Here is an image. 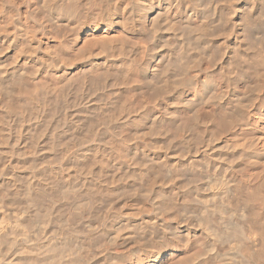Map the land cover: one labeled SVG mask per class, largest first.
<instances>
[{
    "label": "rangeland",
    "instance_id": "1",
    "mask_svg": "<svg viewBox=\"0 0 264 264\" xmlns=\"http://www.w3.org/2000/svg\"><path fill=\"white\" fill-rule=\"evenodd\" d=\"M127 1L129 2V0H121L119 4L121 16L126 15L127 12H132L136 19L139 18V16H145L147 17V21L150 19L149 22H147V25L150 28H152V19L156 16V11L161 9L162 12H164L162 17L164 22H160L161 25L159 24L155 27L156 38L154 37L152 43L154 45L148 44L146 40L147 35L141 32L130 33L119 29L113 31H99L90 29L87 25L76 27L75 23L64 18L62 13H60L61 15L57 14V12H53L52 14V11H49L48 8H38V6L43 5L45 0H16V3L19 4V11L23 15L15 21L13 19V13L9 12L5 14L0 12V69L4 71V66H7V71L2 77H0V89L8 88L10 94L14 93L10 101L8 100L7 95L0 93V170H2L3 173L0 174V186L9 187L14 179L27 180L33 175V170L29 167V165L38 164L44 166L36 169V176H40L43 173L44 168H48L49 171H51V167L47 164V162L54 160L58 153L63 155L65 152H73V154H76L77 152L87 154L89 156L87 164L82 163L80 167H90L93 161L98 160L99 163L96 164L93 171L100 172L101 169H104L103 175L111 176L113 172L110 167L112 160L102 158L97 154L98 147H102V145L94 143L77 148V144L70 143L73 136L78 137L79 140H83L84 137L87 136L88 128L85 127L81 129L78 125H80L82 117L87 111H93L96 113V116L94 119L90 118V121L88 120L86 122L89 126L96 124L97 122H104L109 117L113 116H118L121 120H123L126 116L135 117L137 119L138 123L134 126L123 129V131L131 137H142V139H135L133 143L128 145L126 152L124 149H120V151L124 152V154L128 157L139 153L141 156L146 155L149 159L156 162V164L158 163L157 165H159V162L163 161L164 164L169 167L173 164L180 167L189 162H199L211 159V163L207 167V172L201 175V179H205L204 182H206L207 179L205 177H214L215 179H218L216 177L220 175L219 178H221V176H224L225 174H227L230 178L234 177L233 179L236 184L231 188V190L237 196L233 199H238V204L234 202L235 200L233 201V199H231L230 207L233 209L235 207L234 210L236 211L237 223L239 225H245V221L240 219L242 216L240 213L247 209H250L252 213H255L256 210L255 214H257L260 218H264V151H260V145H256V152H260V156L257 157L253 154V156L250 154H248L250 156H245V154H243L244 150L249 148L250 142L253 139L261 140L264 138V133L258 134L257 130L254 129L256 127L259 130L264 129V92H259L260 99L256 100V102L249 109L250 115L247 122L249 125L246 124L243 127H236L233 131H226V126H224V116L227 113L226 109L229 100L235 104L238 102V99H241V102H246L247 104L248 100L245 98L244 89L249 85L257 83L255 74L247 79L239 80L236 83L235 91H229V99L222 101V106L220 104L218 105L216 109L217 114L211 121H209L205 116V111L211 110L209 106L215 103L212 99L211 92L204 97L203 101H200L201 104L207 102L205 105V111H201L199 105L193 107L185 105L183 101L179 100L177 92L186 91V89H178L177 92H170V94L165 97V100L167 101V103H165L164 101L155 99L150 94V90L144 87V84L142 83L143 77L141 78L139 76L129 74L126 82L121 81L119 83L120 85L118 84L114 87H109V85L113 84V81L109 76H107L112 70V61H117L119 63L125 60V57L119 56L117 53L125 50L129 46L128 41H132L134 43L133 55H135L137 51L140 52L144 55L146 61H150L154 68L157 65L163 67L168 64L169 57L172 61H175L176 53L179 49L184 48L191 51V58L193 60H195V58L197 59L200 55L208 58L202 65L204 68H208L209 63L212 60H218L219 62L216 63L215 67L211 68V72L219 73L222 68L226 70L228 65L231 63V57L239 42L237 34L242 32L241 22L244 20L248 10L252 9L253 15H258L260 11L264 10L260 0H193L191 6L188 4L187 0H180V5H178V3L176 4L175 0H140L143 1L144 6L146 2L147 7L149 4L152 5L154 8L152 13L146 12L147 7L142 6V2L141 5L135 0L134 7L129 8ZM166 5L172 6L166 7ZM162 6L166 7V11ZM29 13L33 14V19H28ZM228 17H230V19L226 24H224L225 26L223 25L224 29L223 27L213 29V34L210 36L203 35L201 37L196 32L186 35L184 33H178L170 30L182 23H187L192 28H210L214 24L219 26L221 21ZM60 18H62V20ZM58 20H61V26L64 25L62 31L60 32H57V28H55V23H57L56 21ZM37 21H41L42 23L44 22L43 26L45 27L47 33L42 34L39 32L37 36L33 38V35L36 32L35 30L40 27V24H37ZM162 25L165 26V29ZM33 31L34 33H32ZM160 34L163 35L160 36ZM261 35H264V33H252L253 38ZM10 37L14 38V41L16 40L14 48H9L2 40V38ZM169 41L176 45V47H164V45ZM38 45L40 47V58H42L40 59L41 62L43 63V61L46 60H54L53 62H55L54 58L58 57L60 61V67L58 69H48L47 66H45L46 68L43 67L40 69L37 66V63L28 55L21 56L19 54L20 51H25L27 53L31 52V50ZM109 46L114 49L113 54L111 56L104 55V49ZM152 46L159 49V51H151V54H153L149 56L146 50L153 48ZM84 51L85 53H83ZM153 55L156 56L154 57ZM87 56L92 62L90 60L88 61ZM85 57L87 59H85ZM37 67L39 68V72H37L35 77L26 81L24 84L14 85V80L16 81L19 79L20 73L24 71H35L38 69ZM173 71L179 74L178 68L169 71V80L175 79V76L172 74ZM203 75L204 73H201L200 78H203ZM101 80L103 82L107 81V83H103ZM161 82L163 83V81ZM102 91H104L103 94ZM253 95H256V93ZM258 102H260V104H258ZM80 103H82L83 106H81L82 104L80 105ZM256 104H258L257 106H260V112L256 108H253ZM5 105H7V108H5ZM53 106L56 107L54 108ZM258 112L263 113L260 115ZM21 113H23V115H20ZM69 116L70 118H68ZM5 121H7V124ZM125 123H127V121H125ZM189 126H191V128ZM113 127H115V125ZM41 128L43 131L41 130L40 132ZM149 132H154L156 134L145 135ZM202 133L204 135H201ZM39 134L41 135V138L39 137ZM14 136L16 137L14 138ZM192 136L198 139L203 136L204 139L197 140L193 139ZM24 137H27L26 139L28 140ZM99 139V136H97V141H99ZM78 142L79 141H77V143ZM146 142L151 145V148H145ZM49 146L51 147L49 148ZM55 147L57 150L53 151V149H56ZM229 161H231V164ZM65 165L71 167L67 161H65ZM116 166L120 168L121 172H128L130 175L137 171V169L130 168L126 161H121ZM34 182L36 183V181H33V183ZM180 183L181 181L177 180L176 185H157L151 198L154 199L156 194L159 192H163L165 195H171L176 191V187ZM204 184H202L201 187L207 188V185ZM135 186H138V184ZM133 188V181L129 180L117 183L114 180L109 193L111 196L116 193L133 191ZM245 193H249L250 197L252 195L249 205L246 202L241 203V201L247 196ZM192 195L195 196V192H193ZM199 195V199L205 203L203 205H190L187 209H182L186 211V214H199L200 212L205 211L206 208L209 211L215 210V206L209 203L212 198L210 191H202ZM220 195L218 194L214 197H218ZM188 199H191V197L183 193L179 194L180 202ZM27 203L28 201L24 197H17L15 199L9 197L8 199L3 200V202L0 203V208H2V210H0V221L1 219L3 221V219L6 218V220L14 223L16 218L18 219L19 217L20 220L22 219L21 222L23 221V223L26 224V222H29L31 212V209H26ZM160 203L161 202L159 200L156 201L157 205ZM242 204L245 206L247 205V208L245 206L243 207ZM113 207L119 211L120 215L117 216L115 221H110L109 223L116 231H124L126 229L127 231H125V235H129L145 223L152 221L160 223V220L157 219L153 209L140 196H134L130 199L124 198L117 200ZM248 210L245 214H249L250 210L249 212ZM237 214H240L241 216H238ZM225 215L231 216L232 212H225ZM163 219L164 218L161 217V220ZM241 220L242 222H240ZM164 222L166 224L175 225L177 223V217L169 214L167 220ZM69 228H71V224H69ZM6 229H8V231L11 230L9 226H7ZM11 232L9 235H13ZM55 233L56 229L53 228L51 224L46 225L45 235L49 238L44 241V246H46L45 248L51 249V247H53L55 248L52 249L53 251H55L57 247H62L61 249H71V247H73L76 243L74 237L72 236H69L66 240L63 235H54ZM112 234L115 235L116 232L113 231ZM191 234L196 237H200L201 235L199 230H193ZM239 237L240 236L237 234L235 240L233 241L234 244H237V241L240 242H238L237 245L243 244V241L241 243V237ZM50 241L54 246H51ZM200 250L199 239L191 241V243L182 248L160 249L158 251L159 253L157 252L154 254L152 264H177L186 262V259L192 258L193 264H201V262L196 258ZM20 251L23 252L24 249H20ZM51 254L52 253L50 252V255ZM119 254V250L117 253H114V255ZM262 256L264 257V253L255 257L256 259L258 257V259L255 260L256 263L258 262L257 264H264ZM24 258L25 257L23 256H16L15 264H19V262ZM9 259L12 260L11 254L9 255ZM240 260L241 259L236 254H229L224 258L223 264H242Z\"/></svg>",
    "mask_w": 264,
    "mask_h": 264
},
{
    "label": "clouds",
    "instance_id": "2",
    "mask_svg": "<svg viewBox=\"0 0 264 264\" xmlns=\"http://www.w3.org/2000/svg\"><path fill=\"white\" fill-rule=\"evenodd\" d=\"M120 2L121 0H45V3L38 8L56 5L60 8L64 18L74 22L76 27L87 25L93 30L119 29L134 33L137 31V19L132 12L121 16ZM187 2L191 6L193 0H187ZM260 2L264 7V0ZM128 7H134V0H129ZM0 12L13 13L14 20L22 15L16 0H0ZM33 18V14L29 13L28 19ZM229 19L230 17L225 18L219 26L213 25L210 28H192L187 23H182L170 30L186 35L196 32L200 36H210L213 34V29L223 27ZM37 23L43 27L41 21ZM139 24V31L148 34L147 42L151 44L155 37V28H148L143 20H140ZM63 27L60 26L57 31H61ZM241 28L242 32L237 34L239 42L231 57V63L226 70L222 68L219 73L211 72V68L215 67L218 60H212L209 67L204 68L202 65L208 58L200 55L193 60L191 51L184 48L176 53L175 61L169 57L168 64L163 67L157 65L154 68L140 52L137 51L133 55L134 43L128 41L129 46L117 53L125 57V60L119 63L112 61V70L108 76L113 80V84L109 87H114L121 81L126 82L129 74L143 77L142 83L155 99L167 103L165 97L170 92L186 89V91L177 92L179 100L185 105L193 107L199 105L201 111H205L207 102L201 104L200 101H203L204 97L211 92L215 103L209 106L211 110L205 111V116L211 121L217 114L218 105L229 99V91H235L236 83L255 74L257 83L244 89L248 103L233 104L229 100L227 104L226 110L230 116L227 131L243 127L250 115L249 109L256 100L260 99L259 92H264V35L256 38L252 36L253 32L264 33V10L258 15H253L252 9H249L241 22ZM164 47L174 48L176 45L169 41ZM146 51L151 56V51H159V49ZM113 52L114 49L109 46L103 54L111 56ZM54 59L55 62L44 61L41 67L58 69L60 67L59 58ZM177 68L179 74L173 71L175 79L169 80V71ZM6 71L7 66H4L0 77ZM37 72L39 69L20 73L14 85L24 84L35 77ZM201 73H204L203 78H200ZM104 82L107 83V81ZM0 93L7 95L9 101L14 95V93H9L8 88L0 89ZM95 116L96 113L93 111H88L83 115L79 127L81 129L87 127L88 135L83 140L73 136L70 143L77 144V148L94 143L102 145L98 147L97 154L102 158L112 160L110 165L113 170L112 175H103L104 169L100 172L93 171L99 163L98 160L93 161L90 167H80L82 163L87 164L88 162L89 156L85 153L65 152L63 155L58 153L54 160L47 162L51 171L44 168L43 173L36 176V169L44 166L29 165L33 170V175L27 180L14 179L9 187L0 186V203L9 197L13 199L24 197L28 201L26 209H31L27 227L13 226L11 229L13 235H9L8 229L0 230V264H15L16 256L25 257L19 264H152L154 254L160 249L182 248L196 239L200 241L201 250L197 255V260L201 264H223L224 258L229 254H236L242 264H255V257L264 253V218H260L255 213L240 217L245 221L247 231L240 228L235 210L230 207V200L235 198V193L230 191L235 185L234 180L232 183L229 182L232 178L225 174L224 178L217 180V184L223 189V194L209 201L215 206V210L209 211L206 208L199 214H186V211L182 209H187L190 205L205 203L199 199L200 192L213 191L210 186L211 178L208 180L209 187H201L204 183L201 175L207 172L211 159L189 162L180 167L173 164L169 167L163 161L157 165L146 155L141 156L139 153L128 157L120 149L126 152L128 145L142 137H131L123 129L134 126L138 123L137 119L126 116L121 120L120 117L113 116L104 122L87 125L86 122L90 118L94 119ZM5 123L7 124V121ZM153 134L156 133L149 132L145 135ZM97 136L100 138L99 141H97ZM262 141L264 138L253 139L250 147L260 145L259 150L264 151ZM145 148H151V145L146 142ZM56 150L53 149V151ZM65 161L71 167L66 166ZM121 161H126L130 168L138 171L131 175L128 172H121L116 166ZM0 174H3L2 170ZM114 180L117 183L133 181V191L110 196L109 190ZM177 180L181 183L177 185L174 193L165 195L159 192L154 199L151 198L157 185H176ZM137 184L138 186H135ZM216 190L219 191V189ZM193 192L196 193L195 196L192 195ZM181 193L190 196L191 199L180 202L179 194ZM134 196H140L150 205L160 223L155 221L145 223L129 235H125L126 229L116 231L109 222L115 221L120 215L119 211L113 207L116 201L124 198L130 199ZM157 200L161 202L159 205L156 204ZM228 211L232 212L231 216L225 215ZM169 214L177 217L175 225L164 222ZM161 217L164 219L161 220ZM49 224L56 229L54 235H63L66 239L69 236L74 237L76 241L74 246L71 249H56L55 251L50 248L46 249L44 241L48 240V236L45 235V231L46 225ZM193 230H199L200 237L192 235ZM113 231L116 232L115 235L112 234ZM237 234L243 241L242 246L233 243ZM20 249L24 251L21 252ZM118 250L120 254L114 255ZM10 254L12 260L9 259Z\"/></svg>",
    "mask_w": 264,
    "mask_h": 264
},
{
    "label": "bare ground",
    "instance_id": "3",
    "mask_svg": "<svg viewBox=\"0 0 264 264\" xmlns=\"http://www.w3.org/2000/svg\"><path fill=\"white\" fill-rule=\"evenodd\" d=\"M26 1V0H25ZM29 1V0H28ZM44 1V0H43ZM135 1V0H134ZM140 1V0H139ZM147 1V0H146ZM176 1V4L178 3V5H180L179 3H180V0H175ZM221 1V0H220ZM22 2V1H21ZM128 2V1H127ZM143 3V1H140V2H138V4L140 3L141 5H142V3ZM26 3V2H25ZM45 3V2H44ZM43 3V4H44ZM129 3V2H128ZM147 3V2H146ZM146 3H145V6L147 7V5H146ZM162 3V2H161ZM175 3V2H174ZM135 4V3H134ZM153 4V3H152ZM172 4H173V2H172ZM19 5V4H18ZM23 5V4H22ZM32 6V5H31ZM52 6H54V5H52ZM52 6H49L48 7V10L49 11H52V14H53V12H57V14H60L61 13V10L59 11V9L60 8H58L57 6H54V7H52ZM142 6H144V3H143V5ZM144 6V7H145ZM165 6V5H164ZM170 7V6H172V5H166V7ZM174 6V5H173ZM26 7V6H25ZM163 7V6H162ZM166 7H163V8H165L164 10L166 11ZM181 7V6H180ZM27 8H28V6H27ZM30 8V7H29ZM31 9V8H30ZM145 9V8H144ZM153 7H152V5H150L149 4V6L146 8V12H149V13H152V11H153ZM161 10V9H160ZM160 10H158V11H156L157 13H156V16H154L153 17V24H152V28H155V27H157L159 24L161 25V23H162V17H163V13L164 12H162V10L160 11ZM168 10V9H167ZM23 11V10H22ZM27 11V10H26ZM48 12V11H47ZM145 12V13H146ZM261 12V11H260ZM50 13V12H49ZM23 15V14H22ZM27 15V14H26ZM39 15V14H38ZM61 15V14H60ZM189 15H190V13H189ZM51 16V15H50ZM59 16V15H58ZM138 17V16H137ZM26 18V17H25ZM56 18H58V17H56ZM185 18V17H184ZM37 19V18H36ZM52 19V18H51ZM61 20H62V18H60ZM147 19V17H143V16H139V18H137V25H136V27H137V31H135V32H140L139 31V28H140V24H139V21L140 20H143L144 21V23H145V25L148 27V28H150L148 25H147V22H149V20L147 21L146 20ZM55 20V19H54ZM61 20H58V21H56L57 23H55L54 21H52V22H54L55 23V28H58V27H60L61 26ZM15 21V20H14ZM26 21H27V19H26ZM23 22V21H22ZM47 22V21H46ZM51 22V21H50ZM58 22H59V24H58ZM161 22V23H160ZM164 22V21H163ZM44 23V22H43ZM54 23H52V24H54ZM63 23V22H62ZM74 23V22H73ZM182 23V22H181ZM11 24V23H10ZM15 24V23H14ZM22 24V23H21ZM24 24V23H23ZM38 24V23H37ZM36 24V25H37ZM67 25H69V24H67ZM74 25V24H73ZM151 25V24H150ZM177 25V24H176ZM215 25V24H214ZM16 26H17V24H16ZM24 26V25H23ZM38 26V25H37ZM40 26V25H39ZM53 26V25H52ZM64 26V25H63ZM75 26V25H74ZM162 26H164V25H162ZM216 26H218V25H216ZM225 26V25H224ZM21 27V26H20ZM19 27V28H20ZM54 27V26H53ZM67 27V26H66ZM65 27V28H66ZM69 27H71V26H69ZM54 28V29H55ZM152 28H150V29H152ZM159 28V27H158ZM164 29H165V26L163 27ZM171 28V27H170ZM13 29V28H12ZM14 29H15V27H14ZM53 29V28H52ZM160 29H161V26H160ZM223 29H224V27H223ZM16 30V29H15ZM72 30V29H71ZM70 30V31H71ZM156 30H157V28H156ZM21 31V30H20ZM36 32H35V34L33 35V38L34 37H36L37 36V34L39 33V32H41L42 34H46L47 33V31L45 30V27L43 26V27H39V30H35ZM55 31V30H54ZM57 31V30H56ZM62 31V30H61ZM64 31V30H63ZM66 31V30H65ZM169 31V30H168ZM15 32V31H14ZM52 32V31H51ZM58 32V31H57ZM56 32V33H57ZM60 32V31H59ZM17 33H19V32H17ZM16 33V34H17ZM31 33V32H30ZM32 33H34V31L32 32ZM52 33H54V32H52ZM142 33V32H141ZM174 33V32H173ZM22 34V33H21ZM63 34V33H62ZM143 34H145V35H147L148 36V34L147 33H143ZM28 35V34H27ZM26 35V36H27ZM31 35V34H30ZM59 35H60V33H59ZM163 35V34H162ZM161 34H160V36H162ZM196 35V34H195ZM8 36V35H7ZM12 36V35H11ZM64 36V35H63ZM146 36V37H147ZM13 37V36H12ZM15 37V36H14ZM19 37V36H18ZM31 37H32V35H31ZM60 37V36H59ZM198 37V36H197ZM202 37V36H201ZM218 37V36H217ZM48 38V37H47ZM155 38H156V36H155ZM17 39V38H16ZM32 39V38H31ZM36 39V38H35ZM161 39V38H160ZM204 39V38H203ZM206 39V38H205ZM2 40L4 41V43L5 44H7V46L9 47V48H14V45H15V41H14V38H2ZM147 40V39H146ZM154 40V39H153ZM158 40V39H157ZM156 40V41H157ZM192 40H193V38H192ZM31 41H33V40H31ZM68 41V40H67ZM103 41V40H102ZM196 41V40H195ZM28 42V41H27ZM44 42H46V41H44ZM29 43V42H28ZM152 43H153V41H152ZM151 43V44H152ZM157 43V42H156ZM215 43V42H214ZM30 44V43H29ZM39 44V43H38ZM100 44V43H99ZM149 44V43H148ZM182 44V43H181ZM190 44V43H189ZM193 44V43H192ZM201 44V43H200ZM37 45V44H36ZM40 45V44H39ZM39 45L37 46V47H35V48H33L32 50H31V52H25V51H20V55L21 56H26V55H28L33 61H35L36 63H37V66L40 68V69H42V67H41V64H42V62H41V60L40 59H42V58H40V47H39ZM152 45H154V44H152ZM158 45V44H157ZM183 45H184V43H183ZM182 45V46H183ZM187 45H188V43H187ZM204 45V44H203ZM209 45V44H208ZM33 46H35V45H33ZM156 46V45H155ZM26 47H29V46H26ZM31 47V46H30ZM47 47H48V45H47ZM153 47V46H152ZM199 47V46H198ZM8 48V49H9ZM42 48V47H41ZM85 48V47H84ZM147 48H148V46H147ZM156 49V47H153V48H151V49H149V50H152V49ZM23 49V48H22ZM28 49V48H27ZM179 49V48H178ZM204 49V48H203ZM14 50V49H13ZM29 50V49H28ZM105 50V49H104ZM134 50V49H133ZM148 50V49H147ZM180 50V49H179ZM186 50V49H185ZM194 50V49H193ZM201 50V49H200ZM87 51V50H86ZM177 51V50H176ZM18 52V51H17ZM43 52V51H42ZM45 52V51H44ZM49 52V51H48ZM89 52V51H88ZM94 52V51H93ZM173 52H175V51H173ZM195 52H196V50H195ZM216 52V51H215ZM218 52V51H217ZM83 53H85V51L83 52ZM90 53V52H89ZM198 53V52H197ZM197 53H196V55H197ZM202 53V52H201ZM97 54V53H96ZM95 54V55H96ZM153 54V53H152ZM151 54V55H152ZM48 55H49V53H48ZM87 55V54H86ZM192 55V54H191ZM42 56V55H41ZM89 56V55H88ZM87 56V58H88V61L90 60L89 59V57ZM92 56V55H91ZM97 56V55H96ZM154 56V55H153ZM156 56V55H155ZM154 56V57H155ZM174 56V55H173ZM216 56V55H215ZM108 57V56H107ZM175 57V56H174ZM196 57V56H195ZM53 58V57H52ZM86 57H85V59H87ZM159 58V57H158ZM217 58V57H216ZM30 59V60H31ZM49 59V58H48ZM109 59V58H108ZM154 59V58H153ZM196 59V58H195ZM49 61V60H48ZM54 61V60H53ZM91 61V60H90ZM169 61V60H168ZM34 62V63H35ZM44 62V61H43ZM92 62V61H91ZM161 62V61H160ZM101 64V63H100ZM37 67V68H38ZM66 67V66H65ZM1 68V67H0ZM38 68V69H39ZM44 68H46V67H44ZM21 70V69H20ZM23 70V69H22ZM95 71V70H94ZM107 71V70H106ZM171 71V70H170ZM0 72H3V70H1L0 69ZM176 72H177V70H176ZM98 74V73H97ZM100 76V75H99ZM105 76V75H104ZM108 76V75H107ZM18 78V77H17ZM101 78V77H100ZM109 78V77H108ZM142 78V77H141ZM172 78V77H171ZM85 79V78H84ZM154 79H155V77H154ZM253 79H254V77H253ZM15 81V80H14ZM102 81V80H101ZM113 81V80H112ZM103 82V81H102ZM2 83V82H1ZM77 83V82H76ZM104 83V82H103ZM162 83V82H161ZM249 83V82H248ZM7 84V83H6ZM252 84V83H251ZM26 85V84H25ZM72 85V84H71ZM120 85V84H119ZM3 86V85H2ZM9 86V85H8ZM7 86V87H8ZM13 86V85H12ZM84 86V85H83ZM6 87V86H5ZM69 87V86H68ZM145 87V86H144ZM61 88V87H60ZM141 88V87H140ZM67 89V88H66ZM106 89H107V87H106ZM129 89V88H128ZM30 90V89H29ZM63 90V89H62ZM132 90V89H131ZM13 91V90H12ZM73 91V90H72ZM103 92L104 91H102V94H103ZM130 92V91H129ZM63 93V92H62ZM74 94V93H73ZM234 94V93H233ZM254 94V93H253ZM85 95V94H84ZM237 95V94H236ZM239 95V94H238ZM241 95V94H240ZM244 95V94H243ZM242 95V96H243ZM88 96V95H87ZM98 96V95H97ZM100 97V96H99ZM236 97H238V96H236ZM21 98V97H20ZM32 98V97H31ZM88 98H89V96H88ZM33 99V98H32ZM43 99V98H42ZM68 99V98H67ZM97 100V99H96ZM74 101H75V99H74ZM97 101H99V100H97ZM260 101V100H259ZM262 101V100H261ZM89 102V101H88ZM90 102H92V101H90ZM238 102L239 103H242V104H246V102L245 103H243V102H241V99L239 100L238 99ZM76 103V102H75ZM96 103V102H95ZM99 103V102H98ZM248 103V102H247ZM82 103H80V105H81ZM258 104H260V102H258ZM258 104H256L255 106H253V108H256L257 110H259V112H260V106H257ZM40 105V104H39ZM94 105V104H93ZM220 105L222 106L223 105V102H221L220 103ZM13 106V105H12ZM31 106V105H30ZM42 106V105H41ZM77 106V105H76ZM81 106H83V104L81 105ZM90 106V105H89ZM54 107V106H53ZM56 107V106H55ZM54 107V108H55ZM84 107H85V105H84ZM119 107V106H118ZM220 107V106H219ZM39 108H40V106H39ZM41 108H43V107H41ZM105 108V107H104ZM79 109V108H78ZM84 109V108H83ZM55 110V109H54ZM63 110V109H62ZM165 110V109H164ZM86 111V110H85ZM227 111V110H226ZM7 112V111H6ZM29 112V111H28ZM70 112V111H69ZM84 112V111H83ZM88 112V111H87ZM258 112V113H259ZM55 113V112H54ZM66 113V112H65ZM77 113V112H76ZM85 113V112H84ZM220 113V112H219ZM263 113V112H262ZM262 113H259L260 115H262ZM70 114V113H69ZM81 114V113H80ZM83 114V113H82ZM76 115V114H75ZM79 115V114H78ZM47 116H49V115H47ZM158 116V115H157ZM220 116V115H219ZM162 117V116H161ZM164 117V116H163ZM221 117V116H220ZM1 118H2V116H1ZM38 118H40V117H38ZM45 118V117H44ZM53 118V117H52ZM63 118H65V117H63ZM68 118H70V116L68 117ZM74 118V117H73ZM78 118V117H77ZM7 119V118H6ZM9 119V118H8ZM29 119V118H28ZM43 119V118H42ZM41 119V120H42ZM159 119V118H158ZM40 120V121H41ZM48 120H49V118H48ZM61 120V119H60ZM65 120V119H64ZM76 120V119H75ZM170 120V119H169ZM230 120V116L228 115V112L226 113V115L224 116V123H225V125L224 126H226V129L229 127V124H228V121ZM45 121V120H44ZM61 121H63V120H61ZM60 121V122H61ZM90 121V120H89ZM155 121V120H154ZM48 122V121H47ZM64 122V121H63ZM77 122V121H76ZM220 122V121H219ZM248 122V119H247V121H246V124H248L247 123ZM10 123V122H9ZM62 124V123H61ZM75 124V123H74ZM73 124V125H74ZM205 124V123H204ZM245 124V125H246ZM155 125V124H154ZM249 125V124H248ZM41 126H42V124H41ZM75 126V125H74ZM79 126V125H78ZM114 126V125H113ZM149 126V125H148ZM151 126V125H150ZM153 126V125H152ZM209 126V125H208ZM223 126V127H224ZM15 127V126H14ZM68 127V126H67ZM73 127V126H72ZM188 127V126H187ZM190 128H191V126H189ZM5 128L7 129V127L5 126ZM46 128V127H45ZM66 128V127H65ZM75 128V127H74ZM189 128V129H190ZM205 128V127H204ZM12 129V128H11ZM39 129V128H38ZM64 129V128H63ZM151 129V128H150ZM153 129V128H152ZM188 129V128H187ZM206 129V128H205ZM254 129H256L257 130V132H258V134H262V133H264V129H258L257 127L256 128H254ZM41 130L43 131V129L41 128L40 129V132H41ZM191 130V129H190ZM85 131V130H84ZM205 131V130H204ZM203 131V132H204ZM225 131V130H224ZM227 131V130H226ZM66 132V131H65ZM73 132V131H72ZM211 132V131H210ZM33 133V132H32ZM35 133V132H34ZM42 133H45V132H42ZM79 133V132H78ZM84 133V132H83ZM85 133H87V132H85ZM138 133V132H137ZM190 133V132H189ZM201 133V132H200ZM18 134V133H17ZM26 134V133H25ZM35 134H37V133H35ZM34 134V135H35ZM41 134V133H40ZM39 134V135H40ZM48 134V133H47ZM72 134V133H71ZM75 134V133H74ZM193 134V133H192ZM195 134V133H194ZM233 134V133H232ZM13 135V134H12ZM77 135V134H76ZM81 135V134H80ZM88 135V134H87ZM201 135H204L203 133L201 134ZM212 135V134H211ZM20 136V135H19ZM28 136V135H27ZM37 136V135H36ZM78 136V135H77ZM195 136V135H194ZM200 136V135H199ZM261 136H263V135H261ZM16 136H14V138H15ZM40 138H41V135L39 136ZM196 137V136H195ZM195 137H193L192 136V138L193 139H197V140H199V139H204V137L203 136H201V138L199 137V139L198 138H195ZM197 137H198V133H197ZM8 138H10V137H8ZM25 138V137H24ZM27 138V137H26ZM25 138V139H26ZM48 138V137H47ZM83 138V137H82ZM85 138V137H84ZM54 139V138H53ZM67 139H70V138H67ZM72 139V138H71ZM26 140H28V139H26ZM37 140V139H36ZM192 140V139H191ZM208 140V139H207ZM34 141V140H33ZM32 141V142H33ZM49 141V140H48ZM54 141V140H53ZM31 142V141H30ZM46 142V141H45ZM50 142V141H49ZM209 142V141H208ZM215 142V141H214ZM16 143V142H15ZM18 143V142H17ZM34 143V142H33ZM37 143V142H36ZM200 143V142H199ZM4 144V143H3ZM35 144V143H34ZM50 144V143H49ZM202 144V143H201ZM42 145H44V144H42ZM51 145V144H50ZM57 145V144H56ZM198 145V144H197ZM46 146H48V145H46ZM51 146H49V148H50ZM205 147V146H204ZM256 147V146H255ZM255 147H250V145H249V148L248 149H246V150H244V153L243 154H245V156H247L248 154H250V155H254V156H260V152H256V148ZM38 148V147H37ZM56 148V147H55ZM4 149V148H3ZM57 149V148H56ZM2 150V149H1ZM240 150V149H239ZM229 151V150H228ZM3 152H6V151H3ZM2 152V153H3ZM232 152H234V151H232ZM231 152V153H232ZM234 154V153H233ZM232 155V154H231ZM250 155H248V156H250ZM252 155V156H253ZM1 156V155H0ZM237 156V155H236ZM231 157V156H230ZM232 157H233V155H232ZM236 158V157H235ZM231 160V159H230ZM233 160V159H232ZM238 160V159H237ZM242 160V159H241ZM230 162V164H231V161H229ZM235 162V161H234ZM158 164V163H157ZM233 165V164H232ZM228 167V166H227ZM219 169V168H218ZM227 170V169H226ZM136 171V170H135ZM138 171V170H137ZM232 173H234V172H232ZM237 173V172H236ZM243 173V172H242ZM223 174V173H222ZM205 176V175H204ZM236 176V175H235ZM212 177V176H211ZM220 177V175L218 176V177H216V178H218V179H215L214 177H212L211 179H212V184L210 185L212 188H213V191H210V193H211V196H212V198L214 197V196H216V195H222L223 194V189L222 188H220V186L217 184V180H219V179H221V178H224L225 177V175L223 176H221V178H219ZM206 179H207V181L206 182H204L203 184L204 185H207V187H209V184H208V180H209V178H207V177H205ZM234 178V177H233ZM230 179L229 180V182L230 183H232L233 182V180L234 179ZM261 178H263V177H261ZM237 179V178H236ZM203 181H205V179H203ZM240 181V180H239ZM35 183V182H34ZM236 184V183H235ZM240 184V183H239ZM259 184V183H258ZM264 184V183H263ZM257 185V184H256ZM243 186V185H242ZM261 186V185H260ZM264 186V185H263ZM254 188V187H253ZM260 188V187H259ZM216 189H219V191H217ZM236 189V188H235ZM247 189H248V187H247ZM246 189V190H247ZM231 190V189H230ZM239 190V189H238ZM246 190H244V191H246ZM249 190V189H248ZM263 190H264V188H263ZM254 191V190H253ZM256 191V190H255ZM231 192H233L232 190H231ZM239 192V191H238ZM247 192V191H246ZM250 192V191H249ZM252 192V191H251ZM254 193V192H253ZM196 194V193H195ZM238 194V193H237ZM247 196H246V198H244L242 201H241V203H247L248 205L250 204V199H251V197H252V195H251V197H250V194L249 193H245ZM241 195V194H240ZM244 195V194H243ZM254 195V194H253ZM255 195H257V194H255ZM260 195V194H259ZM200 196V195H199ZM203 196V195H202ZM236 196V195H235ZM239 196V195H238ZM264 196V195H263ZM219 197V196H218ZM237 197V196H236ZM241 197V196H240ZM256 197V196H255ZM201 198V197H200ZM211 198V199H212ZM239 198V197H238ZM254 198V197H253ZM253 198H252V200H253ZM263 198V197H262ZM255 199V198H254ZM235 200V201H234ZM262 200V199H261ZM9 201V200H8ZM233 201L235 202V203H237L238 202V199L236 200V199H233ZM254 201V200H253ZM233 203V202H232ZM234 203V204H235ZM240 203V202H239ZM238 204V203H237ZM243 205V204H242ZM241 205V206H242ZM236 206H238V205H236ZM245 205H243V207H244ZM262 206H263V204H262ZM246 208H247V205L245 206ZM232 208V207H231ZM238 208V207H237ZM250 208V207H249ZM234 209H235V207H234ZM255 209V208H254ZM221 210H223V209H221ZM248 210V209H247ZM247 210H243L240 214H242V216L244 217L246 214H248V213H246L245 214V212L247 211ZM250 210V209H249ZM249 210H248V212H249ZM261 210V209H260ZM259 210V211H260ZM236 212V211H235ZM254 212V211H253ZM255 213H256V210H255ZM17 214H19V213H17ZM238 215V216H241V215ZM250 214H252V212H251V210H250V212H249V214L247 215V216H249ZM262 214V213H261ZM16 215V214H15ZM14 215V216H15ZM20 216H21V214H20ZM241 216V217H242ZM246 216V217H247ZM16 217V216H15ZM11 218V217H10ZM23 218V217H22ZM19 219V220H18ZM18 219L16 218V220H15V222L14 223H11L9 220H6V218H4L3 219V221H2V219H1V221H0V227H1V230H3V229H6L7 228V226H9L10 227V229H12V227L13 226H17V227H19V228H23V227H27V224H28V222H26V220H25V222H26V224L25 223H23V221L21 222V220H20V218L18 217ZM28 221V220H27ZM240 222H242V220L240 221ZM240 226V228L241 229H243L245 232L247 231L246 230V227H245V225L243 224H240L239 225ZM10 232H11V230H9ZM9 232V233H10ZM12 233V232H11ZM12 234H14V233H12ZM11 235V234H10ZM51 237H53V236H51ZM49 238V237H48ZM56 238V237H55ZM240 238V237H239ZM51 240H53V239H51ZM62 240V239H61ZM60 240V241H61ZM67 240V239H66ZM239 240V239H238ZM55 241V240H54ZM58 241V240H57ZM56 241V242H57ZM238 242L239 241H237V244H238ZM234 243V242H233ZM240 243V242H239ZM241 243H242V240H241ZM47 244V243H46ZM45 244V245H46ZM50 244H51V246H54V245H52V243H51V241H50ZM50 244H49V246H50ZM48 245V244H47ZM48 246V247H49ZM242 246V245H241ZM46 247V246H45ZM58 248V247H57ZM56 248V249H57ZM60 248V247H59ZM58 248V249H59ZM62 248V247H61ZM60 248V249H61ZM65 248V247H64ZM47 249V248H46ZM51 249H55V248H53V247H51ZM22 252V251H21ZM159 253V252H158ZM263 255V254H262ZM260 256V255H259ZM263 257V256H262ZM192 258V257H191ZM195 258V257H194ZM197 258V257H196ZM260 258V257H259ZM193 259V258H192ZM192 259H186L187 261L186 262H181V263H177L176 261V263L177 264H193L192 262H193V260ZM257 259H258V257H257ZM256 258H255V260H257ZM196 260V259H195ZM241 261V260H240ZM239 261V262H240ZM173 262V261H172ZM260 262V261H259ZM256 263V262H255ZM258 263V262H257ZM256 263V264H257ZM196 264V263H195ZM227 264V263H226Z\"/></svg>",
    "mask_w": 264,
    "mask_h": 264
}]
</instances>
